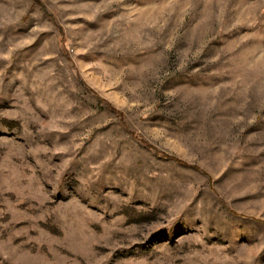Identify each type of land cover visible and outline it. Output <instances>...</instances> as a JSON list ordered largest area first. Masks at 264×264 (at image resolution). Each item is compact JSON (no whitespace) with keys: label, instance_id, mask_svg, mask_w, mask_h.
<instances>
[{"label":"rangeland","instance_id":"1","mask_svg":"<svg viewBox=\"0 0 264 264\" xmlns=\"http://www.w3.org/2000/svg\"><path fill=\"white\" fill-rule=\"evenodd\" d=\"M0 264H264V0H0Z\"/></svg>","mask_w":264,"mask_h":264},{"label":"trees","instance_id":"2","mask_svg":"<svg viewBox=\"0 0 264 264\" xmlns=\"http://www.w3.org/2000/svg\"><path fill=\"white\" fill-rule=\"evenodd\" d=\"M179 161V160H178Z\"/></svg>","mask_w":264,"mask_h":264}]
</instances>
